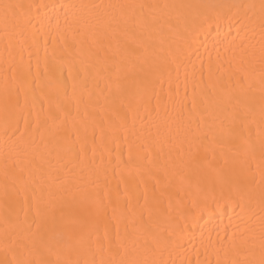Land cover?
<instances>
[{
    "label": "bare ground",
    "instance_id": "6f19581e",
    "mask_svg": "<svg viewBox=\"0 0 264 264\" xmlns=\"http://www.w3.org/2000/svg\"><path fill=\"white\" fill-rule=\"evenodd\" d=\"M0 264H264V0H0Z\"/></svg>",
    "mask_w": 264,
    "mask_h": 264
}]
</instances>
